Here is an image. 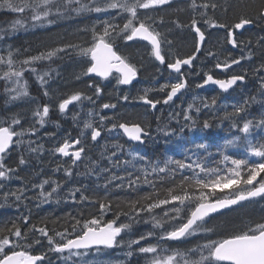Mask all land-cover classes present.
<instances>
[{"label": "snow or ice", "instance_id": "6c2138e0", "mask_svg": "<svg viewBox=\"0 0 264 264\" xmlns=\"http://www.w3.org/2000/svg\"><path fill=\"white\" fill-rule=\"evenodd\" d=\"M0 14L11 17L0 21V264H264V215L213 223L264 200V0H0ZM61 22L75 24L71 39L35 52L15 43ZM134 45L168 73L135 96L121 87L145 69L143 55L121 52ZM65 60L83 88L59 86ZM105 81L115 82L107 100ZM207 86L240 98L201 96ZM181 96L190 99L176 105ZM53 114L70 116L77 134ZM225 124L224 137L213 133ZM160 139L180 154L138 150ZM53 204L77 211L36 215ZM141 223L150 227L134 231Z\"/></svg>", "mask_w": 264, "mask_h": 264}, {"label": "trees", "instance_id": "16d2710c", "mask_svg": "<svg viewBox=\"0 0 264 264\" xmlns=\"http://www.w3.org/2000/svg\"><path fill=\"white\" fill-rule=\"evenodd\" d=\"M240 3V2H238ZM237 3V4H238ZM231 13V12H230ZM231 16V15H230ZM11 17L0 14V21H3L5 19H10ZM68 22H61L56 26L51 27L50 29H37L34 32H28V34H34L33 36H30L28 38H21L20 42L22 46H31L32 51L35 52L37 49H43L46 46H51L53 43L55 42H59V38L61 36H65L67 39H71L72 37L69 36L67 33H70L74 27L75 24L74 23H68ZM259 31V29H258ZM258 31H253V32H258ZM36 32V33H35ZM67 35V36H66ZM35 38V39H34ZM52 38V39H51ZM55 38V39H54ZM55 40V41H53ZM18 42V39H15V43ZM28 43V44H27ZM182 48V46H181ZM64 69V79L65 82H63L62 84L65 85L66 83L68 84V87L63 88L65 91H72L75 89V86L72 84L73 82V73L75 71L76 68L69 70V68L66 70V66L63 65L62 66ZM68 79V80H67ZM34 85V84H33ZM31 88V91L33 92V94L36 93V85L33 86ZM35 87V88H33ZM61 87V86H60ZM218 94L219 95V101L221 103H230L233 102L235 100H238L240 98V90L237 89L235 91H231L229 93H223L220 94L219 90H203L200 91L199 94L201 96H211L212 94ZM114 94V88H109V87H105V97L104 99L107 100L108 96ZM0 104H2V97H0ZM91 107L90 105H87V102H85V108H84V112L87 111V108ZM253 111H256V109L254 108ZM82 117L86 118L83 116L82 113ZM53 120H59V123L61 124V132L64 131H71L72 135L75 136L77 134V130L73 125V122L71 121L70 117L67 118H61L58 117L57 115L53 114L52 116ZM55 130V126L54 125H47L46 126V130L48 131H53ZM226 131H227V124H225L224 126V130H213L214 134H218L219 137H224L226 135ZM191 135V134H189ZM199 138V134H197L194 139H198ZM218 143L220 142L219 140L217 141ZM103 143H101L102 145ZM98 150V151H97ZM100 146H98L97 149L93 150V154H97L100 151ZM138 150L151 158H164L169 154H175V155H179L180 154V150L178 147H175L173 145H166L163 142V139H160L158 143H155L151 146H146V147H141L138 148ZM230 152H233L237 155H243V151L242 149H232L230 150ZM153 154V155H152ZM60 176H62L61 174H58ZM85 183H90L91 181H84ZM142 191H150V189L145 188L142 189ZM100 194H103V190H100ZM113 196H119V197H125L127 196V192L126 191H114L112 193ZM219 195L223 196L225 195V193H219ZM36 212L37 216H45V215H52L55 214L57 216H61L63 215L65 212H73L75 214V212L77 211V209L72 206V205H45L42 209L40 210H34ZM225 215L223 216H219L217 217L216 220L213 221V223L215 224H222L224 222H238L241 219L247 218L249 216H253V217H257L260 215H264V200H260L257 203H244L242 205L236 206L234 207L233 211H225ZM107 219H111V215H109L107 217ZM135 230H142L143 229V224H139V225H135ZM116 258H120V250H115L113 252L110 253L109 256H102L100 257V259L102 260H108V259H116ZM141 264H143L141 262Z\"/></svg>", "mask_w": 264, "mask_h": 264}, {"label": "flooded vegetation", "instance_id": "af4514ba", "mask_svg": "<svg viewBox=\"0 0 264 264\" xmlns=\"http://www.w3.org/2000/svg\"><path fill=\"white\" fill-rule=\"evenodd\" d=\"M230 2L231 3H233V4H237L238 2H241V0H230ZM217 15L218 16H221L220 18L221 19H224L225 17H224V15L222 14V13H217ZM231 13H229V17L228 18H231ZM182 19H184V17L182 16L181 17ZM252 31H258V29L257 28H253L252 29ZM259 32V31H258ZM22 34V35H21ZM21 34H19V36L17 37V39H18V42H16V44L18 45V46H22L21 45V42H20V39L23 37V39L24 38H28V37H30V36H33L34 34H27V33H21ZM25 34V35H24ZM248 35V33H245V36H247ZM177 41H178V44H179V46H180V50H181V54H184V53H187V52H189L190 50H191V44H190V42H185L183 39H181L180 37H177ZM129 44H132V42H129ZM181 46H182V48H181ZM229 48H230V46H228ZM121 52L122 53H131V54H133V55H135L137 58L140 56V55H143L144 57H145V61H144V63H145V69L144 70H142L141 71V73H140V76H139V82H135V83H133V85L132 86H127V87H125V86H121L122 87V89H123V91H125V92H129L131 95H133V96H135L136 94H137V90L138 89H142L143 87H152V86H154L155 84H156V81L157 80H159L160 81V83H163L164 82V79L167 77V75H168V73H167V71L166 70H164L163 69V66H161V70H162V72H163V75H159V74H157L156 73V71H155V68L154 67H152V63L149 61V59H148V56H147V51L141 46V45H134V46H132V47H129V48H124L123 46L121 47ZM233 52H234V54L235 55H238L239 54V52L237 51V50H233ZM58 64L60 63L59 61L57 62ZM158 63V62H157ZM67 66H66V65ZM63 65H65L66 66V70L69 68V70H71V68L72 69H74V68H76L75 69V71H78V68L76 67V65L75 64H73L72 62H70V61H67V60H65L64 62H63ZM54 67L56 66V65H53ZM209 67H211V63L209 62ZM64 69L65 68H63L62 67V69H61V71H62V76H64ZM216 71V74H217V76H218V78H225L221 73H220V70H215ZM68 80V79H67ZM63 82H65V79H64V77H63V79L59 82V86H61V88L63 89V88H66V87H68V84L66 83L65 85H63L62 83ZM105 85H106V87H111V88H114V85H115V82L113 81L112 83H108L107 81H105V82H103ZM72 84L75 86V88H83L84 87V84L82 83V82H77V81H75V80H73V82H72ZM213 89H215L214 87H209L208 89H205V90H213ZM204 90V89H203ZM203 90H200V91H203ZM215 90H217V89H215ZM67 91V90H66ZM186 99H190V96H188V97H185V96H181V97H179L178 99H176V101H175V104L176 105H180L181 104V102L182 101H184V100H186ZM128 107H130V108H128ZM126 108H127V111H129V112H142V111H144V109L143 108H141L139 105H127L126 106ZM131 109V110H130ZM170 110H172L171 108H169L168 106H164L163 108H161L160 109V111H158V112H156L154 115H160V112H163L164 113V115L166 116L167 115V112L168 111H170ZM154 115H151V116H148V115H146V116H148V117H146L145 116V119H147V120H149V121H151V122H153V128H155V122H154ZM101 143H104V141H101ZM153 144H155V143H153V142H151V141H149V142H147L146 143V145H142V146H138V148H141V147H146V146H151V145H153ZM99 146V145H98ZM98 146L96 147V148H98ZM133 147H136V146H133ZM96 148H94V150L96 149Z\"/></svg>", "mask_w": 264, "mask_h": 264}, {"label": "rangeland", "instance_id": "374dc122", "mask_svg": "<svg viewBox=\"0 0 264 264\" xmlns=\"http://www.w3.org/2000/svg\"><path fill=\"white\" fill-rule=\"evenodd\" d=\"M37 30V29H36ZM36 30H34V31H36ZM34 31H29V32H34ZM22 33V32H21ZM20 33V34H21ZM28 33V32H27ZM76 110H79V106L77 107V109ZM70 117V116H69ZM142 224V223H141ZM150 227V225H145V224H143V229L142 230H135V227H134V231H136V232H144L147 228H149ZM117 250H119V249H117ZM143 263V262H142Z\"/></svg>", "mask_w": 264, "mask_h": 264}, {"label": "bare ground", "instance_id": "6f19581e", "mask_svg": "<svg viewBox=\"0 0 264 264\" xmlns=\"http://www.w3.org/2000/svg\"><path fill=\"white\" fill-rule=\"evenodd\" d=\"M221 17V16H220ZM68 24V23H67ZM22 33H24V32H22ZM31 33V32H30ZM36 33V32H35ZM28 34V33H27ZM33 34V33H32ZM68 34V33H67ZM22 35V34H21ZM25 35V34H24ZM67 36V35H66ZM23 38V37H22ZM35 39V38H34ZM52 39V38H51ZM55 39V38H54ZM53 41H55V40H53ZM28 44V43H27ZM66 65V64H65ZM67 66V65H66ZM34 86V85H33ZM33 88H35V87H33ZM111 88V87H110ZM37 90V89H36ZM131 106V105H130ZM128 108H130V107H128ZM131 110V109H130ZM148 116H151V115H148ZM148 116H146V117H148ZM53 130V129H52ZM97 149V148H96ZM100 149H101V147H100ZM98 151V150H97ZM153 155V154H152Z\"/></svg>", "mask_w": 264, "mask_h": 264}, {"label": "water", "instance_id": "95a60500", "mask_svg": "<svg viewBox=\"0 0 264 264\" xmlns=\"http://www.w3.org/2000/svg\"><path fill=\"white\" fill-rule=\"evenodd\" d=\"M134 83H135V82H134ZM125 87H127V86H125ZM208 87H210V86H207L206 88H208ZM213 87H215V86H213ZM206 88H205V89H206ZM215 88H216V87H215ZM230 91H232V90H229V92H230ZM244 203H248V202H243L242 204H244ZM238 206H239V205H238ZM234 207H236V206H234ZM225 211H227V210H225Z\"/></svg>", "mask_w": 264, "mask_h": 264}]
</instances>
